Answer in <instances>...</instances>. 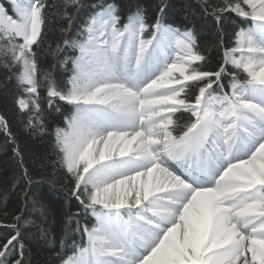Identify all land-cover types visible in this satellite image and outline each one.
<instances>
[{
	"label": "bare ground",
	"instance_id": "1",
	"mask_svg": "<svg viewBox=\"0 0 264 264\" xmlns=\"http://www.w3.org/2000/svg\"><path fill=\"white\" fill-rule=\"evenodd\" d=\"M254 1L257 4L256 8H259V15L253 19V23L249 21L247 27L242 28L248 31V39L243 36L242 40L239 39L242 48L234 54L239 57L236 61L238 66L252 72L256 82L258 81L257 85L253 83L257 93L250 92L249 89L244 91L236 88L234 98L230 101H220L215 107H208L207 102L203 103L202 97L198 98V101L192 104L195 113L199 115L207 110L210 124L205 128L197 125L179 139L177 149L170 157L171 161L166 162L165 159L160 161L162 167L155 165V160L159 156L155 151L157 140V143L150 141L151 138L148 136L150 138L148 143L143 142V145H138L141 138L137 127L138 108L150 106V103L145 101V95L147 96L154 88L155 79L158 80L157 82L162 81L163 91L174 92L176 85L184 84L180 82L175 86L163 85L181 78L177 74L186 72L188 66L195 62L191 59V52L194 53L193 46L190 45V51L182 50L178 45H181L179 42L181 40H177L176 33L172 31L178 32L179 29L157 25L146 55V59H150L151 63L155 64V70L148 72L144 58H138L140 56L135 53L133 56L136 60L138 58V62L135 63V71L131 72L130 65H134L131 54H125L124 60L120 61L114 53L112 40L116 35V29L105 26L101 15L100 20L99 18L93 20V24L88 29L87 44L95 49L102 44L107 50L105 53L103 50L95 53L94 49L93 54L92 51H89L88 55L85 54L87 51L80 54V58L84 59L87 55L88 59L83 73L88 79L84 88L91 90L90 100L87 103L91 108L92 104L98 105L97 107L101 109L105 105L109 112V108H113L114 105L113 101H110L113 100L112 96L121 94L124 95L122 96L124 99L120 101L118 116H115L116 113L114 117L104 116L98 112H93L95 116L90 112L86 114L85 117L90 118L84 119V123L87 124L83 127L85 132L76 135L73 133L77 141H74L75 144L68 143L73 160L70 167L74 169L76 164L86 162L85 175L89 174L88 181L95 186V189L96 186L99 188V198L102 201L114 202L120 207L117 209L123 212L128 208V200H126L128 196L139 198L137 205L130 207L133 212L131 216H134L138 227L127 228L129 223H124L120 230L114 233L111 230L106 231L104 226L99 231L96 230L98 227L94 228V232L90 231L92 234L88 235V246L94 245L96 239L104 246L102 252L95 251L96 256H100L95 257L99 260L98 263L97 260L95 261L96 264H119L114 256L107 255H118L123 246L132 248V254L137 250L136 254L140 256L141 261H144L143 264H174L176 260L184 258L186 253L190 252L192 263L189 264H264V197L262 196L264 193V0ZM248 18L251 19V16ZM128 32L132 37L131 44L135 46L134 52L138 43H142L151 35V32H142L135 23L128 25ZM146 33H149L148 37H145ZM125 46L126 43L123 41L120 51ZM126 93L136 96H127ZM158 94L156 93V96ZM174 97L178 99L180 94ZM231 101L230 111L227 104ZM161 104L166 109V113H171L174 110L171 108L182 105L175 99H167L159 105ZM77 106H81V109L86 111L82 105ZM150 121L147 120L146 124L148 129L153 131L154 126ZM80 123L78 122V125ZM153 134L151 132V136ZM147 135L149 134L145 137ZM242 143L251 144L250 149L239 151ZM215 144L230 151L228 154L221 153ZM120 145L123 147L120 148ZM165 153L169 151L166 150ZM133 154L138 155V158L133 157ZM143 166L151 167L147 178L144 179L141 175L136 177L134 181L137 184V191L129 190L132 179L127 176L128 172ZM205 167L210 170L206 171ZM165 171L174 172L179 177L177 180L169 179L163 187L164 190H161V181L168 174ZM188 187H191L190 192H186ZM172 194L178 196L180 203L176 204L168 199L161 200V197H169ZM142 199L156 200L158 203L161 201L165 210L168 209V211L155 210L154 206L159 216L168 218L166 222L169 224L166 225L164 232L166 230L168 232L172 224L171 232L164 240H160L158 233L143 231L144 223L136 217V214L142 213L151 218L156 213L145 212V203L141 202ZM181 209L184 213L177 214ZM122 216L125 219L127 217ZM97 219L99 220L98 217ZM169 219H172V222ZM104 234L107 236V241L103 238ZM140 236L143 239L142 243L138 240Z\"/></svg>",
	"mask_w": 264,
	"mask_h": 264
},
{
	"label": "trees",
	"instance_id": "2",
	"mask_svg": "<svg viewBox=\"0 0 264 264\" xmlns=\"http://www.w3.org/2000/svg\"><path fill=\"white\" fill-rule=\"evenodd\" d=\"M11 15L13 11L1 0ZM245 0H38L42 28L32 44L38 97L29 99L22 82V64L8 42L0 46V264H63L86 246V231L96 222L88 196L79 191L78 177L66 167L56 135L81 109L69 103V80L77 49L86 40V25L113 6L121 26L140 15L151 30L162 24L194 39L201 57L194 72L203 82L189 85V102L203 89L228 93L233 83L247 77L228 67L225 52L235 47L236 35L249 24ZM20 42V40H18ZM211 82V83H210ZM57 91L62 98L50 97ZM172 132L180 137L196 119L188 112L174 116Z\"/></svg>",
	"mask_w": 264,
	"mask_h": 264
},
{
	"label": "rangeland",
	"instance_id": "3",
	"mask_svg": "<svg viewBox=\"0 0 264 264\" xmlns=\"http://www.w3.org/2000/svg\"><path fill=\"white\" fill-rule=\"evenodd\" d=\"M5 1L10 6V9L13 11L14 15H11L10 13L7 12L6 7L4 6V4L0 0V13H1L0 14V46L3 43L8 42V44L10 45L12 54L18 60H20V62L22 64V68H23L22 82L27 88L26 89L27 90L26 94L28 96H30V97H29V99H21V100H19L18 101V106H19V108L22 111H28L30 108L35 106L36 99H37L38 94H39L38 93V89H37V84H36L35 66H34V63L32 62V59L30 58V55L32 54L31 46L38 39V37L40 35V32H41V28H42L41 9L36 6L37 0H27V1L26 0H5ZM244 5L248 9V11L250 13V16H251V19H249L247 15L241 14V11H238L240 19L241 20L242 19H245V20L248 19L249 21H251L253 23V19H255V17L257 18L258 15H259V11H258L259 8H256L257 4L255 3L254 0H245ZM100 14H101V17L104 18V25L105 26L108 25L112 29L115 30V25L118 23V19L116 17V13H115L114 8L109 7L107 9H105ZM99 15H98L97 18H99V20H100L101 17ZM92 22L90 23V26L93 24ZM130 22L131 23L135 22L137 24V22L135 20H131ZM252 23H251V25H252ZM90 26H89V28H90ZM164 27H166V26H164ZM140 29L142 31H144V32H147L148 30H150L145 25V23H143V21H142V24H140ZM152 29L154 30L155 28H151V30ZM124 31L125 32L127 31V27L124 29ZM167 31L170 32L169 30H167ZM172 31L176 33V34L174 33L175 36H176V39L177 40H181L179 42L181 43L182 46L180 44H178L179 47H181L182 50L186 49V50L190 51V45L191 44H192V46L194 45V39H193L192 35L189 32L183 33V32H180V31H178V32L174 31V30H172ZM245 31H246V29H243L242 31H239L237 33L236 41H235L236 45H235V47L233 49L228 50V51L225 52L224 60H225V63H226V65L228 67H230L232 69H236V70L242 71V73L249 79V81L251 83H254L255 85H257L258 81L256 82V78L254 77V75H252V72H250L249 70H245L241 66H238V64H237L238 62H236V61H238L239 57L235 56V54H234V52H236L238 49L242 48L239 39L241 38V40H242V38L244 37L243 34L248 32V31H246V32ZM84 32L88 36V31L84 30ZM148 34L149 33H146L145 37H148ZM247 39H248V37H247ZM18 40H20V42H18ZM254 41H255V37H254ZM96 47H97V49H95L93 47H90L89 44H87L86 46L85 45L82 46V47L79 46L78 49H81V50H83L85 52L87 51L85 53L87 55H88L89 51H92V50L94 51V49H95V53L96 52H101V50H103V52L105 53V50H107L106 48L102 47V44L100 45V47L99 46H96ZM80 51H79V54H82L83 51L81 53H80ZM93 51H92V54H93ZM87 55L84 57V59L80 58L79 55L77 56L76 62L73 65V68H75V74H74L73 77H71V79L68 82L69 83V87H70V91L68 93V99H67L69 101V103H72V104H75V105H82L83 108H85L86 111H83L80 114H76L74 116V118L70 122H68L67 129L60 130L57 133L56 140H57L58 145L61 147L62 151L65 153L66 167L69 170V172H71L74 175L79 174L78 186H77L79 188V191L82 194H84V197L88 196L90 198V200H91L90 204L91 205H93L95 208H96V206H97V208H99V210L96 208L97 209L96 211L93 210L90 213V215L97 222V226L96 227H98V228H96V230L99 231L100 228H102L104 226L106 231L107 230H111L114 233L115 231L118 232L120 230V228L124 225V223H127V224L129 223V226L126 224L127 228L131 227V229H132L133 227H138V226H136L137 222L135 221L134 216H131L133 212H132V209L130 207L136 206L137 205L136 202L138 201L139 198L137 196L129 198V196H128V198L126 199V200H128V203H127L128 204V208H127V210H125V212H123L121 209H117V208H120V207L116 206L114 202H112V201L109 202L107 200L106 201H102L99 198V196H98L99 188L96 186V189H95L94 188L95 186L91 185V183L88 181V180H90V175L89 174L87 176L85 175V171L87 169L86 162L85 163L84 162L80 163L79 165L76 164V167L74 169H72L70 167V164L73 162V160L71 159L70 147L68 146V143H70V142L72 143L73 142L75 144L76 142H74V141H77V140L74 138V134L76 135L77 133H82V131L85 132L83 127L86 126L87 124L84 123V122H85V120L90 118V117H88V118L85 117L86 114L88 112H90V114H93V112H98V114L101 113L104 116L107 115V116H113L114 117V114L116 113L115 116H118L119 113H120V109H119L120 101H122L124 99L122 97L124 95H121V94L117 95V96L116 95L112 96L111 99H113V100H110V101H113L114 105H112L113 108H111V109L109 108V112L110 113L108 112V108L105 105L102 107V109H101V107H97L98 105H94V104H92V108H91V106H89L90 104H88L87 101L90 100L89 97H90L91 90H87V89L84 88L86 83H88L87 82L88 79L83 74L84 73V67H85V65L88 64ZM191 59L193 61H195V62L188 66L187 71L186 72H180L181 74L180 73L177 74L181 78H179L178 80H174L172 82H169V84L168 83L163 84L164 86L165 85L166 86H168V85L175 86V84L182 82V83H184L183 85H179V86L176 85L175 86L176 88L174 87V89H175L174 92H171V90H168V91L164 90L165 91L164 92L163 89H161V87H162V83L161 82L162 81L161 82L160 81L157 82L158 80L155 79L156 81L154 80V83H155L154 84V88L152 89V91H150V93L147 96L145 95V101L150 103V106L146 107V108H143V109H139L138 108V110H139V120H138V123H137V127H138V131L140 132L139 136L141 137L139 142H138L139 143L138 145H140V144L143 145V142H145V143L147 142L148 143L150 138H151L150 141L153 140L154 142H156V140H157V142L159 143L158 144L156 142L157 143L156 144L157 147L155 148L156 155L157 156L159 155L158 158H156V160H155L156 161L155 165L157 167H162V164L160 162V161H162V159H165L166 162L171 161L170 157L175 153V150L177 149L178 144H177V142L175 141V138L172 135V127H173V122H174L173 118H174V116L177 113H179V112H188V113H190L197 120L198 125H200L201 128L202 127L205 128L211 122L210 117H208L210 115H209L207 110L204 111L202 114L199 113V115H198V114L195 113L196 110H195V107H193V105H192L193 103H190L188 101V98L191 96V94L189 93V85H191L193 83H196V82L206 81L209 78V76L206 75V74H199V73L193 72V70L195 68V65H197L201 61V57L198 56L195 53V51H194V53L191 52ZM239 87H240V83H235V84L233 83V86L231 87L230 92L226 93V94H221V96H223L226 99V101H230L232 98H234V93H235L234 90L236 88H239ZM172 90H173V88H172ZM140 93H142V92H140ZM156 93L157 94L159 93V94L156 96ZM174 93H175V95H174ZM178 94H180V98L176 99V97H174V96H177ZM126 95L129 96L131 94L126 93ZM138 95H140V94H138ZM172 95H173V97H172ZM49 96L50 97L62 98L61 94H59L57 91H50ZM131 96H136V94H133ZM200 97L203 98V103L207 102L206 104L208 105V107H215L216 105H218V103H220L219 97L212 93L211 87L203 89L201 91V93L199 94V96L196 98L195 102H197L198 98H200ZM167 99H175L176 102L182 103V105H180V106H178L176 108H171V109H174V110L171 113H166V109L164 108V106L162 104L161 105H159V104H160V102L165 101ZM117 100H119V101H117ZM141 101H142V99H141ZM156 102H158V103H156ZM227 105L230 107V111H231L232 101L229 102ZM96 107H97L98 110L96 109ZM139 107H141L140 104H139ZM112 109H115V110L112 111ZM111 113H113V114H111ZM168 114H170V115H168ZM152 115H155V117L152 116ZM92 116H95V115L93 114ZM168 116H169V118H168ZM154 118H156V119L158 118L157 122L155 121L156 119H154ZM147 120H151L152 121V122L150 121L151 122L150 124L152 126H154L153 127V131H150L148 129V125L146 124ZM143 121H144L145 124L143 123ZM78 122H81V123L78 125ZM86 122H88V121H86ZM145 127H147V128H145ZM159 127H160V129H159ZM156 130H157L158 133L156 132ZM151 132H152V134L155 133V132L156 133L151 136ZM146 134H149V135H147V137H145ZM154 135L156 136V138H154ZM127 136L130 137L128 134H127ZM148 136L150 138H148ZM146 138L148 139V141H144V140H147ZM122 147H123V145H120V148H122ZM162 147L165 148V149H163ZM164 150L165 151L166 150L169 151V153H165ZM146 152L148 153L147 150H146ZM113 157H111V158H113ZM133 157L138 158V155L133 154ZM177 159H179V158H177ZM158 160H159V162H158ZM119 163H122V162H119ZM225 163L227 164V161ZM237 164H235V165H237ZM141 168L137 167L136 170H131L127 174V176L132 179L131 184L129 186V190H131V191H134V190L137 191V184L135 182L136 181V177H139L141 175V176L144 177V179H146L147 178V174L151 171V167L150 166L149 167H144L143 166ZM205 169H206V171L210 170V168H207V167H205ZM99 171L102 172L101 169H99ZM135 172H137V173H135ZM166 173H168V174H166L167 176L163 177V179L161 181V186H160L161 190H164L163 187L165 186V183L169 179L170 180H172V179H176L177 180L178 177H179V175L174 173V172L168 171ZM172 173H174V174H172ZM194 174H196V173H194ZM84 176H86V177H84ZM134 179H135V181H134ZM133 184L135 186H133ZM263 187H264V185H263ZM263 187H261V188H263ZM190 191H191V187H188V191H186V192H190ZM129 193H130V191H129ZM134 193H136V192H134ZM186 196H188L187 193H186ZM262 196L264 197V193H262ZM163 199H168L171 202L176 203V204L180 203V200L178 199V196L177 195H173V194L170 195L169 197H163V198L161 197V200H163ZM151 201L153 203H151ZM151 201L148 200V199H142L141 202L145 203V206H146V207L144 206V211L146 210L145 212H152L154 214V212L156 213L155 210H159V209L162 210V211H168V209L165 210V207H164L163 204H161L162 203L161 201H160L161 203L160 202L158 203L156 200H151ZM109 203H110V205L114 204V206L113 205L110 206ZM151 204H153V205L151 206ZM154 206H155V210H154ZM150 207H152V208H150ZM113 209H116V210H113ZM181 210L177 211V214H179V215L181 214L182 215L184 213V210L183 209H181ZM122 215H124V216L126 215L127 216V217L125 216L126 219L123 218ZM156 215H153V217L150 218V217H147L146 215L143 214V216H144V217H142V220H143L142 222L144 223L143 224V231H146V232H149V233L153 232L155 234H157V233L160 234L159 238L162 241L171 232V227H172L171 225L172 224L170 225V229L168 227L169 231L167 232V230H166L164 232V230L167 227L166 225L169 224V222H166V221H168V218L159 216V214H157V213H156ZM97 217L99 218V220L97 219ZM100 218H101V221H100ZM170 222H172V219L170 220ZM94 228L92 229V231L94 230ZM159 230H161V231L158 232ZM90 231L88 232V235H89ZM91 234L92 233H90V235ZM103 238H104L105 241H107V236L105 234L103 235ZM138 240L143 242L142 236H140L138 238ZM95 241H96V243L94 245L86 246V248L84 250L80 251L78 253V255L71 257L64 264H94V263L96 264V262H95L96 260H97V263H98V261H99L98 258L100 256H98V255L96 256L95 251L100 250L102 252V250H103L102 247H104V246L100 245V241L99 240L96 239ZM92 247H93L94 250L92 249ZM96 247H98V248H96ZM119 251H120V253L118 255L108 254L107 256H114L119 261V264L122 263V262H125L126 264H143L142 262H144V261H141L140 256H138V254H136V253H138L137 250L134 252V254H132L133 253L132 248H129V246H123V249L119 250ZM190 253H186L184 258H179L178 260H176L174 262V264H189V263H192V259H191ZM92 254H93V256H92ZM135 254H136V256H134ZM95 257H98V258H95ZM91 262H93V263H91Z\"/></svg>",
	"mask_w": 264,
	"mask_h": 264
}]
</instances>
